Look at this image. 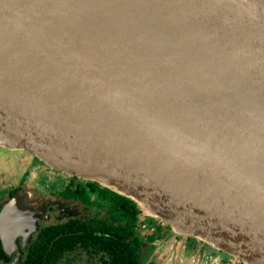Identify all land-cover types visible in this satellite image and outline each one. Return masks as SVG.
Instances as JSON below:
<instances>
[{
  "label": "water",
  "instance_id": "water-1",
  "mask_svg": "<svg viewBox=\"0 0 264 264\" xmlns=\"http://www.w3.org/2000/svg\"><path fill=\"white\" fill-rule=\"evenodd\" d=\"M0 146L264 264V0H0Z\"/></svg>",
  "mask_w": 264,
  "mask_h": 264
},
{
  "label": "flooded vegetation",
  "instance_id": "flooded-vegetation-1",
  "mask_svg": "<svg viewBox=\"0 0 264 264\" xmlns=\"http://www.w3.org/2000/svg\"><path fill=\"white\" fill-rule=\"evenodd\" d=\"M24 152L0 147V264H120L92 236L130 232L123 217L129 198L100 183L54 171L33 154L25 167ZM26 185L31 191L23 195ZM15 199L18 207L3 223L4 209ZM140 218L138 255L129 264H245L207 251L197 239L178 235L145 212ZM189 249L190 257L180 260L179 254Z\"/></svg>",
  "mask_w": 264,
  "mask_h": 264
},
{
  "label": "trees",
  "instance_id": "trees-1",
  "mask_svg": "<svg viewBox=\"0 0 264 264\" xmlns=\"http://www.w3.org/2000/svg\"><path fill=\"white\" fill-rule=\"evenodd\" d=\"M86 181H90V180H86ZM90 182H94V181H90ZM126 200L128 201H126L124 205L123 217H124V221L128 225L130 232L119 231L118 233H116V236L112 238L92 236L93 240L102 241L103 243L99 246L102 249V251L106 254L115 257L120 264H129L130 258L132 256L136 257L138 255L137 249L139 248V241H138L139 238H138L137 230L142 224L140 217L144 214V210L141 208V206H139L138 203L130 199H126ZM120 221H123L121 216H120ZM148 227L151 228V224ZM168 227L171 228L169 225ZM133 236H135L136 238L135 240L132 241L131 239L133 238ZM213 253L216 252L213 251ZM136 263L137 262L135 261V264Z\"/></svg>",
  "mask_w": 264,
  "mask_h": 264
},
{
  "label": "rangeland",
  "instance_id": "rangeland-1",
  "mask_svg": "<svg viewBox=\"0 0 264 264\" xmlns=\"http://www.w3.org/2000/svg\"><path fill=\"white\" fill-rule=\"evenodd\" d=\"M1 147V146H0ZM8 150V149H7ZM4 151V150H3ZM9 151H11V150H9ZM15 152V151H14ZM4 153H5V151H4ZM11 153L12 152H10V153H6L5 155L6 156H9V155H11ZM21 156H23L22 157V159H23V164H24V166L26 167V166H28L29 165V163L32 161V154L31 153H29V152H24V153H22L21 154ZM20 156V157H21ZM21 179V178H20ZM20 179L18 180V181H20ZM17 181V182H18ZM54 187H56V186H54ZM30 187L29 186H27L26 185V187L24 186V188L22 189V194L23 195H25L26 194V192L28 193L29 191H31L30 189H29ZM32 190H34V189H32ZM33 192H35V191H33ZM22 195V196H23ZM199 241V240H198ZM199 245L201 246V247H203V248H205L207 251L208 250H210L211 252H213V250H211L210 249V247L209 246H207V245H205L204 243H202V242H199ZM215 252V251H214ZM217 254H220L221 255V253L220 252H216ZM192 254V249H189V251H188V253L187 254H179V257H180V260H187L189 257H190V255Z\"/></svg>",
  "mask_w": 264,
  "mask_h": 264
},
{
  "label": "built area",
  "instance_id": "built-area-1",
  "mask_svg": "<svg viewBox=\"0 0 264 264\" xmlns=\"http://www.w3.org/2000/svg\"><path fill=\"white\" fill-rule=\"evenodd\" d=\"M210 260H211L212 263L217 262V259H213V258H211ZM229 260H230V261H233V260H237V259H229Z\"/></svg>",
  "mask_w": 264,
  "mask_h": 264
}]
</instances>
